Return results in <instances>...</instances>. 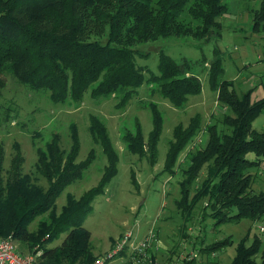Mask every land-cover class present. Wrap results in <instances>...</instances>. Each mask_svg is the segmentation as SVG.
<instances>
[{
    "label": "trees",
    "instance_id": "1",
    "mask_svg": "<svg viewBox=\"0 0 264 264\" xmlns=\"http://www.w3.org/2000/svg\"><path fill=\"white\" fill-rule=\"evenodd\" d=\"M228 12L223 0H0V98L8 78L32 96L41 92L55 107H80L90 90L93 98H115L116 107L125 109L148 82L152 95L159 94L175 108H184L203 87L200 76L192 72V62L178 63L161 51L159 74H154L137 63L136 57L143 55L139 46L170 37L218 41L221 18ZM255 15L259 17L254 28L259 29L264 4ZM214 50L215 58L205 69L211 89L218 93L222 118L205 127L207 144L189 149L184 161L180 157L199 136L202 118L198 113L187 127L177 125L164 172L172 175L177 168L181 170V196L175 204L185 221L201 207L203 220L216 224L242 219L258 222L264 218V181L259 192L253 185L264 167V130L254 131L252 126L264 111V97L253 101L252 89L238 95L235 82L221 78L223 57L218 47ZM4 99L0 117L9 125L18 116V108L11 99ZM148 106L153 119L148 141L139 122L135 132L125 131L122 139L127 150L154 164L164 116L157 103ZM89 122L92 142L101 146L107 165L96 187L79 199L67 195L60 213L58 197L84 177L97 157L93 148L84 161H77L81 145L78 125H69L68 147L62 144L60 133H53L40 146L45 132H35L32 138L38 160L27 173L19 150L11 166L5 167V148L0 143V239L13 238L21 253L38 256V264H94L97 260L92 254L91 233L83 225L92 203L116 175L119 155L106 122L93 114ZM249 153L255 158L248 159ZM41 179L47 186L40 184ZM40 216L37 228L31 229ZM63 233H67L64 241L52 246ZM247 242L245 238L239 244L232 264H260L250 259L256 254V245L246 247ZM228 245V241H218L202 250L216 251Z\"/></svg>",
    "mask_w": 264,
    "mask_h": 264
},
{
    "label": "rangeland",
    "instance_id": "2",
    "mask_svg": "<svg viewBox=\"0 0 264 264\" xmlns=\"http://www.w3.org/2000/svg\"><path fill=\"white\" fill-rule=\"evenodd\" d=\"M223 1L228 5L229 12L221 18L223 30L218 41L170 37L139 46L143 55L136 57L137 63L147 66L154 74H159L161 51L178 63L185 60L192 62V72L200 76L203 87L199 94L190 97L184 108H175L168 99L159 94L152 95V87L148 82L144 83L125 109L116 107L115 98H93L90 90L86 92L80 107H55L41 92H35L32 96L21 86L5 78L7 86L5 95L0 98V104L6 103V96L14 101L18 108V116L11 124L5 125L0 117V143L5 148L6 168L11 166L19 150L24 157L23 171L27 173L33 170L38 155L32 137L39 130L45 132L40 146H44L53 133H60L63 135L62 144L68 147L71 123H76L79 127L81 145L77 161H84L90 150L96 149L97 157L84 172V177L69 185L58 197V213L66 204L69 193L79 199L99 183L107 165V158L101 146L92 142L89 116L97 115L107 124L114 148L119 155V163L116 175L105 192L92 203V209L83 225L91 233L94 257H103L126 230L133 229L135 234L143 237L154 228L161 242L155 253L163 264H169V261L172 262L170 264H232L237 255V248L245 238L248 239L246 247L250 244L256 245L254 248L257 247L256 254L250 259H255V262L260 264L264 260V218L258 222L242 219L216 224L208 218L203 220L202 208L198 207L192 215V221H185L175 204L181 196V170L177 168L172 175L164 172L169 143L173 140L177 125L187 127L190 119L198 113L202 118L199 136L180 157L181 161H184L189 149L207 144L205 127L222 118L223 110L218 103V93L211 89L208 70L205 69L206 63L210 64L215 58L216 47L220 49L225 69L221 78L234 81L238 95L252 89L253 101L264 97V60L261 59L264 55V22L261 21L259 29L254 28L255 20L259 17L255 13L261 9L264 0ZM151 102L158 104L164 116L163 131L154 164L148 157H140L127 150L122 139L125 131L135 132L136 122H139L144 139L148 141L153 129L152 112L148 106ZM252 128L258 132L264 130V111L255 119ZM247 158L254 159L255 155L249 153ZM262 172L255 178V192H259L263 187L264 167ZM200 177H204V174ZM40 184L47 186L45 179H41ZM41 219L42 216L36 218L31 229H36ZM66 236L67 233L61 234L52 246L60 245ZM255 237L258 244L254 242ZM218 241H228L229 245L216 251L202 250V247L211 246ZM120 263L121 259L117 258L108 264Z\"/></svg>",
    "mask_w": 264,
    "mask_h": 264
},
{
    "label": "built area",
    "instance_id": "3",
    "mask_svg": "<svg viewBox=\"0 0 264 264\" xmlns=\"http://www.w3.org/2000/svg\"><path fill=\"white\" fill-rule=\"evenodd\" d=\"M160 244L158 232L154 228L143 238H139L133 229H129L116 240L114 247L103 257L97 258L94 264H108L117 258L121 259L120 264H163L155 253ZM37 257L21 253L17 242L11 237L0 239V264H38Z\"/></svg>",
    "mask_w": 264,
    "mask_h": 264
},
{
    "label": "crops",
    "instance_id": "4",
    "mask_svg": "<svg viewBox=\"0 0 264 264\" xmlns=\"http://www.w3.org/2000/svg\"><path fill=\"white\" fill-rule=\"evenodd\" d=\"M261 6H262V5H261ZM261 59L264 60V55L261 57ZM138 236H139V235H138ZM144 236H146V235H144ZM144 236H143V237H144ZM143 237H139V238H143ZM159 262H160V261H159ZM169 262H171V261H169ZM171 263H172V262H171Z\"/></svg>",
    "mask_w": 264,
    "mask_h": 264
}]
</instances>
